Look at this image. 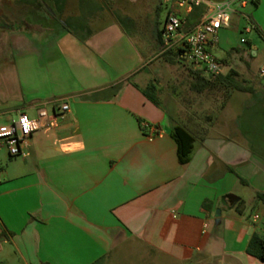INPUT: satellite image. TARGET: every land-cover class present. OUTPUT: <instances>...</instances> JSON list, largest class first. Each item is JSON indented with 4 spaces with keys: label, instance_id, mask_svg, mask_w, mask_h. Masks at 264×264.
Masks as SVG:
<instances>
[{
    "label": "crops",
    "instance_id": "obj_1",
    "mask_svg": "<svg viewBox=\"0 0 264 264\" xmlns=\"http://www.w3.org/2000/svg\"><path fill=\"white\" fill-rule=\"evenodd\" d=\"M112 1L0 4V121L47 112L27 155L0 160V264H264L246 253L264 237V0L232 5L212 50L250 91L221 88L214 118L205 107L180 119L175 102V120L143 91L160 93L157 13L184 10L154 0L136 42ZM247 27L259 42L234 49ZM175 125L194 138L184 164Z\"/></svg>",
    "mask_w": 264,
    "mask_h": 264
},
{
    "label": "built area",
    "instance_id": "obj_2",
    "mask_svg": "<svg viewBox=\"0 0 264 264\" xmlns=\"http://www.w3.org/2000/svg\"><path fill=\"white\" fill-rule=\"evenodd\" d=\"M183 14L171 12L167 14L162 29L164 51H174L178 60H182L189 69L200 71L205 78H213L222 72V65L212 50L218 46V33L229 27L231 7L234 4L244 5L245 0H228L222 3L205 0H169ZM195 8H203V12L191 27H186V16ZM251 27L244 28L249 33ZM244 42V40H241ZM259 75L264 78V64L259 68ZM60 113L69 110L67 104L60 105ZM47 126V112L44 107L37 110L36 118L19 113L15 118L0 123V148H5L9 157H25V147L31 134ZM157 132V128H152Z\"/></svg>",
    "mask_w": 264,
    "mask_h": 264
},
{
    "label": "rangeland",
    "instance_id": "obj_3",
    "mask_svg": "<svg viewBox=\"0 0 264 264\" xmlns=\"http://www.w3.org/2000/svg\"><path fill=\"white\" fill-rule=\"evenodd\" d=\"M38 0H34V3H37ZM109 1V0H108ZM13 3V0H0V4L9 5ZM14 3H18V5H22L25 3V0H14ZM112 4L114 14L120 18L121 23L126 27L131 33L135 35V41L138 42L139 39L136 37V32L139 26L145 25L146 19L149 17H154V9L155 2L154 0H113L109 2ZM152 9V10H151ZM166 6L163 5L161 11L157 13V20L159 27H162L164 24L165 16H166ZM248 11V8L245 10ZM249 25V24H248ZM252 40L254 43L259 41L257 35L255 33L246 34L244 32H234L229 36L230 45L237 48H246V44L241 40L246 41ZM220 43V36H218V45ZM162 53L159 57H157L153 63L148 67L150 70L155 71L158 70L157 73H153V79H155L156 83L160 87L159 95H154L157 99L166 106L169 116L175 120V116H177V108L175 107V102L178 104V108L180 110V119L185 117L187 112L190 110H201L205 107L212 110L211 116L214 118L215 112L214 109L219 104H226V100H224V96L221 93L220 89L217 90H206L201 93H197L191 89L192 77L188 72L189 67L182 60H177L174 64H169L163 57L162 54H166L168 51L163 50V46L161 48ZM175 54H170V57H173ZM219 56L220 54H215ZM176 58V57H175ZM261 61H264V56L259 57L254 61V64L257 66ZM254 66V65H253ZM261 81L264 82V78H261ZM153 95V93H152ZM172 100L174 103L170 102ZM228 103V102H227ZM231 104H228L226 109H230ZM0 123H2L0 121ZM217 132V129L214 130ZM6 157L5 148H0V160H2V165L4 167L5 163L13 162V160H19V157L13 158L12 161H9ZM1 164V162H0Z\"/></svg>",
    "mask_w": 264,
    "mask_h": 264
},
{
    "label": "trees",
    "instance_id": "obj_4",
    "mask_svg": "<svg viewBox=\"0 0 264 264\" xmlns=\"http://www.w3.org/2000/svg\"><path fill=\"white\" fill-rule=\"evenodd\" d=\"M196 9V8H195ZM203 12V11H202ZM200 13V15L202 14ZM196 14L192 11L186 16V27H191L195 24L197 18ZM163 46V44H162ZM170 51L166 54H162V57L169 63L174 64L177 62L176 56L170 57ZM177 59V60H176ZM188 72L192 77L191 89L197 93L204 92L206 90H217L225 89L228 91H240L248 92L249 88L244 87L240 82L235 78L236 74L234 72H229L226 75L219 74L213 78H205L201 75L200 71H195L189 69ZM144 95L153 103H157L156 96V87L153 83L149 84L143 91ZM153 93V95H152ZM171 136L177 144V153L179 161L184 164L190 160V156L193 150L194 138L193 136L186 131L182 126L175 125L171 129ZM246 253L259 260L264 262V237L259 236L258 234H253L247 244Z\"/></svg>",
    "mask_w": 264,
    "mask_h": 264
}]
</instances>
